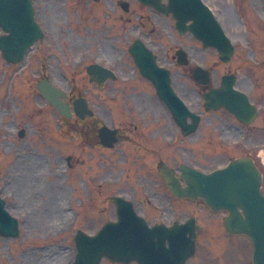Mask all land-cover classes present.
<instances>
[{"label": "rangeland", "instance_id": "obj_1", "mask_svg": "<svg viewBox=\"0 0 264 264\" xmlns=\"http://www.w3.org/2000/svg\"><path fill=\"white\" fill-rule=\"evenodd\" d=\"M39 4L44 5L45 0H37ZM65 0H62L64 2ZM109 1V2H106ZM116 0H101L100 4L102 6L96 7L97 11L105 10L109 12V24L113 26L123 27V30H119L118 36L119 40L115 37V40H109L108 42L103 43V47L107 46V55H112L115 52V49L112 47L114 45H120L124 48V44L127 39H129L134 33L133 30H130L128 27L122 26L123 23H118L114 18L118 13L116 11L112 12V7H115ZM219 1L217 4L225 9L229 15L234 20L235 15L231 13L229 9L228 0H216ZM59 3V1L56 0ZM223 2V3H222ZM87 2L85 0H69L65 7L60 8L62 11L64 9L65 17L57 18L54 14H50L48 11L44 13L47 24L50 23L55 25L54 31H47V38L45 44L50 46L54 40V34L57 31L58 27L62 31V37L65 42L78 43V40H81L85 45L88 44L89 39V29L95 27L85 26L81 23V19L86 16L85 6ZM240 18L234 21V29H229L231 32L241 30L242 25H254L255 26V37L262 42L263 50V59H264V23L260 24L262 20L264 22V0H238ZM88 5V3H87ZM81 6L80 10L78 8ZM68 9L70 12L74 11L75 18L70 20ZM242 10V13H241ZM141 8L137 6H132L129 11L125 12V26L131 20H137V16L141 13ZM258 12V14L254 13ZM98 15L95 11L88 12L87 16L89 18V23L93 24L95 17ZM126 18H130V21H126ZM261 21V22H262ZM236 22V23H235ZM112 26V27H113ZM111 28L109 29L110 32ZM118 31V30H117ZM80 32L82 34L81 39H79ZM125 34V35H124ZM254 35V34H253ZM122 36V37H121ZM163 39L164 46H167L171 43V39H177L176 36L168 34L161 30L157 32L152 39L159 40ZM81 46V44L79 45ZM65 49H67L65 47ZM248 47H240L236 52V57L233 62L228 65H222L221 69H230L232 71H238L240 76V81H242L243 86H249L250 80L248 79V74L252 73L249 70L246 63V51ZM70 58V57H69ZM34 61V57L32 58ZM128 62V58L126 57ZM57 68L56 66H53ZM262 68V69H261ZM260 68V77L264 78V66ZM6 69L4 65H1L0 69V184L5 186L3 194L8 195V193H14V198L9 196V208L14 214L20 215L21 220V235L15 239L7 238L3 239L0 237V263L3 264H50L46 262V259L51 257H57V261L54 264H68V260L71 255V250L73 248V234L78 225L88 231L92 230L94 227H97L104 219L111 218L113 205L111 202L110 193L122 191L118 190L116 186H106L102 190H97L92 193L94 189L92 179L94 181L98 180L101 177H111L118 178L119 174L122 177L123 174L133 173L134 171L141 170L142 163L144 162H133L131 160H123L120 151L113 149L112 151L106 152L105 156H101L97 151H90L87 145L83 142V139H90L92 133L90 130L87 132L84 131L80 125L77 123H72L67 125V128L76 127L77 130H62L63 140L65 143L64 146L69 147L67 150L68 153L75 154V161L82 163L81 169L85 172H90L91 176L87 181V185L84 187L79 185L80 180L87 178L85 173H83L79 166L74 167V171L69 172L68 176L64 178L63 175H59V169L62 168L63 159L56 157L55 153L52 151L50 146L46 142L42 143L40 140V133H43L45 136V126L46 128L54 121L55 115L52 113V109L46 107L45 110L39 109L40 101L36 97L35 86L36 82L33 80L34 74L33 71L28 70L20 74L15 80L13 86V93H7L5 100L3 102L2 93H6V80L9 77V74H6ZM68 71V70H66ZM54 77L58 74L56 69L53 70ZM84 68L77 70V72H72L71 75L77 80L78 86H81V90H85L84 84L86 85V80L83 75ZM180 74L176 71L175 75ZM141 85V83H137ZM83 85V86H82ZM180 85L182 83L180 82ZM1 86L5 87V90L1 89ZM121 84H115L108 88L109 92L105 93V97H108L110 100L109 108L112 110L118 121L128 122V121H139L140 113L139 109L133 110L131 112L130 108H126L125 105L119 106V102L124 95V91L120 90ZM87 87V86H86ZM8 88V87H7ZM24 90L28 92L29 100L23 104L18 101L16 94ZM137 89H132L126 85V91H134ZM118 92L120 94L118 95ZM258 94H264V87L258 91ZM116 95V96H115ZM114 96V97H112ZM25 93L21 95V100L23 101ZM22 105L21 112L16 113V110ZM7 108L5 113H2L3 109ZM128 111V114H127ZM130 112V114H129ZM120 114V115H119ZM14 117H16L17 122L20 127H24L28 133L26 137L19 138L15 133V122ZM45 121L46 123L45 125ZM66 128V125H65ZM66 128V129H67ZM209 128L204 127L202 129V135L197 137L194 140H187L185 145H181L183 148L181 158L190 159L195 163L201 165L205 164L208 166L210 161L217 163L222 161L223 157H218L216 160L213 159L216 155L214 152L215 147H211L208 144V133ZM48 131V130H47ZM68 132V134H64ZM252 133V142H262V140L257 138L259 130L251 129ZM85 134V136H84ZM48 135L51 136L50 142H48L55 151L63 153L61 144L54 135V130L49 128ZM87 136V137H86ZM12 148V152L10 151ZM264 148V147H263ZM43 152V153H42ZM65 152V153H67ZM13 153L18 154L15 159L10 157ZM240 153V152H237ZM253 155L255 158L258 152H254ZM10 154V155H9ZM264 152L261 154L263 155ZM35 155L39 158V163L44 167L42 175L36 177L33 173H30L28 176L22 171L21 167L17 164L22 163V168L29 165V160L31 156ZM77 155V156H76ZM97 158L103 160H96ZM21 159V160H20ZM20 160V161H19ZM96 160V165L103 163V168H98L94 164ZM93 165V167H92ZM122 166V167H119ZM124 166V167H123ZM146 167V165H145ZM119 170H118V169ZM125 168V169H123ZM92 170V171H91ZM264 172V169H263ZM97 174V175H96ZM135 173H133L134 175ZM95 175V176H94ZM148 178V177H146ZM70 186L71 193L69 192V187L61 186L62 180ZM153 180L152 178H148ZM63 180V181H64ZM127 182V181H126ZM123 185L124 182H122ZM134 182H132V185ZM79 185L80 190L76 194L77 187ZM52 186V187H51ZM51 187V188H50ZM89 187L91 200L94 201V207L92 205L86 204V197L88 194L86 190L81 191L82 189ZM264 192V178H263V187ZM140 195V193H138ZM86 196V197H85ZM85 197V198H83ZM71 198V202H70ZM85 199V201H84ZM83 200V201H82ZM72 201L74 205L78 207L79 215L78 222L76 226H71L72 218L74 217L71 212H68V208L65 207L70 203V209L73 212L74 207H72ZM178 201V199H177ZM85 203V204H82ZM191 206L189 204H186ZM52 208H57L60 212L57 216L49 217V211ZM192 212L198 214L197 221L202 223L204 211H201L199 208H191ZM187 213L186 211H184ZM206 215V214H205ZM221 214H216V217L220 220ZM203 224V223H202ZM59 228V229H58ZM203 231V230H202ZM50 235V236H49ZM219 235L214 237H201V243L199 244L198 254L194 260V263H203L205 264H244L245 259L247 258L250 248L249 244L244 238H234L231 239V242L226 243L225 248L216 247L213 244L217 243ZM209 240V241H208ZM44 245V247H43ZM216 254V256L214 255ZM214 255V256H213ZM210 257V258H206ZM205 258V259H203ZM47 260V261H48ZM193 262H191L192 264ZM101 264H107L105 261H102Z\"/></svg>", "mask_w": 264, "mask_h": 264}, {"label": "flooded vegetation", "instance_id": "obj_2", "mask_svg": "<svg viewBox=\"0 0 264 264\" xmlns=\"http://www.w3.org/2000/svg\"><path fill=\"white\" fill-rule=\"evenodd\" d=\"M96 3H94V2ZM100 0H91L92 6H99ZM117 8H119L120 2L116 1ZM147 10L152 12L146 11L145 13H140L137 16L138 21L135 22V20H131L130 18H126V21H130L134 25L130 30L134 31V35L139 37L140 39H148V42H145L149 48L152 50H157L159 52V56H157V60L159 63L164 64L167 61H172L175 63V50L179 48L178 44L177 46H173L170 48H163L164 43L163 39L160 38L159 40H153L152 37L159 31L164 30V32H167L168 34H172L169 24L164 20L163 18H167L168 21L171 23V17L163 15V18H160L159 14H157L153 9L147 7ZM122 13H124L122 11ZM114 18L117 20L116 16ZM119 20L123 23H125V17L124 15L119 16ZM118 21V20H117ZM43 23V22H42ZM119 23V21H118ZM151 27L152 25L156 26L152 28H147V25ZM125 27V24L122 25ZM148 29V32H153L152 34H147L144 32V29ZM105 29L109 30V27L107 26ZM119 30H123V27H121ZM118 32H121L119 31ZM155 31V32H154ZM125 35V34H124ZM102 37L99 33H92L91 34V41H99ZM172 40V39H171ZM184 42L181 45L188 54H192L195 56H199L200 52L198 49L190 45L188 38H183ZM157 47V48H154ZM157 54V53H156ZM204 57H199L198 62L201 61ZM235 60V59H234ZM121 74H118V77L120 76V79L117 81L115 80H104V86L102 90L96 89L93 84L86 83L84 84L85 92L86 94L90 95L91 97H97L96 103L97 107L100 108V112L105 115V107L107 104V100L104 99L103 96L100 95L101 92L106 90L112 85H115V82H125V79L127 77H133V75H127L124 73V59L119 63ZM186 76L188 78L193 77V70L194 66H188L186 69ZM220 75L217 76V80L214 83L215 86H218L221 79ZM213 78L215 79V74H213ZM89 80V79H88ZM137 80V79H134ZM106 81V82H105ZM139 83H141L140 86L137 87V92L135 91H126V85L125 83H120L122 91H124V104L130 108L133 112V110L139 109L140 110V116L142 120L139 121H128V122H119V134L121 136V143L126 145L131 151L137 153L142 159L148 160V162H154L160 159H163L165 161H169V158L172 157L173 154V148L170 144H168L169 137H173V131L176 129V126L174 122L171 120L170 115L157 103V97L154 94H151L147 91V87L145 83H143L141 80H137ZM213 80L210 81L208 85H202L197 82H195L193 79L190 80H183L181 81L182 85H180V82L177 84L180 88L181 93L183 94L184 101L189 105V107L193 110L199 109L197 113L200 114V112H203V114H206L207 112L202 111L200 106V93L205 89L206 86H210ZM128 82L132 83V80H129ZM237 83V82H236ZM83 86V85H82ZM87 86V87H86ZM248 92V91H247ZM248 94L249 99L251 102L256 104L258 109V115L254 121H256L253 124H244L241 121H239L235 116H232L229 112L226 111L224 108H220L215 111H211L212 113H215V116L212 121L214 124L220 123V127L224 130L223 135H235L236 133L240 134L243 138L244 143H246V140L243 136L244 133L250 132L251 129H257V130H263L264 129V98L258 97L255 94ZM81 95L80 91L74 90L72 92L71 97L69 98V102L72 103L73 99L77 96ZM203 100H201V103ZM72 105V104H71ZM260 112V113H259ZM209 113V112H208ZM261 114V115H260ZM81 124H84L85 126L90 127V130H98L99 125L94 122L85 121ZM179 130V129H178ZM180 132V130H179ZM181 134V132H180ZM146 176H153L157 174V170L154 169H147L144 171Z\"/></svg>", "mask_w": 264, "mask_h": 264}, {"label": "water", "instance_id": "obj_3", "mask_svg": "<svg viewBox=\"0 0 264 264\" xmlns=\"http://www.w3.org/2000/svg\"><path fill=\"white\" fill-rule=\"evenodd\" d=\"M171 7L172 8L175 7L177 9H181L179 0H171ZM183 21H184V18L181 17V20H180L179 25H183ZM49 98H51L52 101H53V96H49ZM239 162L245 163V161H243V160H239ZM247 165L254 168V166L250 162H248ZM186 172H188V171H186ZM190 186L191 187L193 186L194 189H195V192H198V188H197V186H196L195 183H192L191 182L190 183ZM237 219H241V220L246 221V218H244L241 215H239V213H237L236 210L233 209L231 211V215L226 219L227 220L226 225H227L228 229L231 230V231H235V232H246V233H249L250 231H249V228H248L247 225L242 224V223H240L239 225H236L235 224V222L237 221ZM252 240H253V243H255V237L254 236H252ZM111 258L114 259V257H111Z\"/></svg>", "mask_w": 264, "mask_h": 264}, {"label": "bare ground", "instance_id": "obj_4", "mask_svg": "<svg viewBox=\"0 0 264 264\" xmlns=\"http://www.w3.org/2000/svg\"><path fill=\"white\" fill-rule=\"evenodd\" d=\"M226 20L231 21V18L228 15H226ZM48 214L57 216L58 214H60V212L57 210V208H52V209H50ZM56 259H57V257H51V258H49V260L47 258L46 262H49L50 264H54V262L57 261Z\"/></svg>", "mask_w": 264, "mask_h": 264}]
</instances>
